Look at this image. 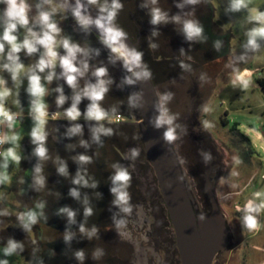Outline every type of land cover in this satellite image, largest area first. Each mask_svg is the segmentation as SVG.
<instances>
[{"label":"rangeland","instance_id":"rangeland-1","mask_svg":"<svg viewBox=\"0 0 264 264\" xmlns=\"http://www.w3.org/2000/svg\"><path fill=\"white\" fill-rule=\"evenodd\" d=\"M27 2L31 6V20L38 14L36 5L42 4V0ZM107 2L110 4L111 0ZM103 3L104 0H98L92 6L99 10ZM120 3L123 8L114 22L137 41L146 68L151 72L164 120L175 117L171 126L176 128L177 139L172 144L200 212H207L209 203L202 181L203 160L195 152L198 149L195 138H203L204 143L220 155L219 167L215 170L218 178L216 180L214 174L209 180L214 182V193L234 243L237 240L242 243L234 249L228 244L212 264H261L264 259V207L253 214L257 219L255 229H247L241 215L246 214V204L251 208L254 204L256 207L264 205V90L257 82V78L264 79V40L258 39L260 47L255 52L245 48L246 33L256 26L249 18L264 12V0H247L248 8L237 12L230 10V0H198L196 4H188L185 0H156L155 4L152 0H120ZM4 7L0 4V10ZM52 7L58 11L52 18L61 29L57 38H69L88 50L86 57L78 58L86 60L89 69L79 79L77 91L87 83H95L92 68L104 65L106 61L104 66L110 83L100 105L109 117L116 113L133 117L136 112L121 89L120 69L125 66L131 73L122 54L113 47L114 55L110 51L107 59L108 50L101 39L89 29H83L77 21L68 22V14L56 4ZM49 8L43 5V10ZM152 8H159L166 20L153 25ZM177 16L179 21L174 19ZM186 20L199 24L202 28L199 37L187 38L183 31ZM34 30L39 31V27ZM2 31L0 26V33ZM25 34L24 29H18V40ZM42 51L29 56L22 50L19 53L21 63L25 68L34 66ZM57 51L64 54L62 47ZM5 62V58H0V65ZM55 72L51 83L43 79L48 74L47 69L40 73L47 89L44 97L47 123L56 113H60L58 117L66 118L64 112L71 106L75 94L60 75L59 66ZM125 72L124 79L132 77L126 69ZM0 78L11 90L4 105L18 115L12 129L6 127L5 134L19 136L16 145L5 143L1 152L15 147L21 157L19 163L9 160L6 169L3 157H0V172L8 176L7 181L0 183V260H7L8 264H180L165 205L153 198L159 190L151 165L145 158L142 160L144 153L140 149L142 139L138 125L106 126L104 128L112 130L111 134L101 133L98 140L94 139L93 129L97 128L98 122L79 121L85 119L90 103L87 98H82L78 105L81 116L72 123V127L79 124L81 131L72 134L70 139V169L82 176L80 168L84 164L94 172L98 163H93V155L101 158L104 154L99 162L103 161L107 167L109 178L106 185L101 186L87 187L83 181L79 183L77 192L81 193V199L78 197L74 202L70 186L65 185L66 181L59 183L58 180L66 175L59 171L60 137L57 129L52 128L53 122L45 129L46 158L41 159L35 154L37 145L31 138L35 121L31 115L32 98L27 92L26 75L22 73L18 81H13L10 73L0 68ZM57 88H61L66 97L62 106L56 104L61 94ZM167 93L172 94L170 100L165 98ZM230 127H235L236 131ZM238 132L250 140L252 152L249 158L242 155ZM133 150L137 152L136 156L132 155ZM81 155L90 160L80 162ZM118 167L131 175V181L124 189L130 197L126 205L115 204L116 195L111 191L118 186L112 181ZM72 207L79 216L74 218L72 229L61 232L56 227L61 224L60 212L65 208L73 211ZM124 207H130L131 211L124 212ZM89 208L91 214L85 215V209ZM29 211L37 214V222L26 229L20 216ZM81 226L84 232L80 231ZM74 231L78 233H71ZM66 235H70V239L65 240ZM10 239L22 247L5 256L3 250ZM78 251H83V260L76 258Z\"/></svg>","mask_w":264,"mask_h":264},{"label":"clouds","instance_id":"clouds-1","mask_svg":"<svg viewBox=\"0 0 264 264\" xmlns=\"http://www.w3.org/2000/svg\"><path fill=\"white\" fill-rule=\"evenodd\" d=\"M98 0H87L88 5L96 4ZM188 4H196L198 0H185ZM155 4L156 0H152ZM0 4L5 7L0 10V26H2L3 31L0 33V58H5L6 62L0 65V68L7 71L11 75L13 81H18L21 74L26 75L28 80L27 92L32 98L31 100V115L35 121V127L31 131L32 142L37 145L35 148V154L41 159L46 158L47 149L44 146L46 141L47 133L45 131V125L47 123L48 111L47 105L44 102V97L47 94V89L42 83V77L40 73H44L48 70V74L43 77L44 80L51 83L56 76L55 69L57 66L60 67V75L63 77L67 85L72 88L75 92L72 98L71 106L65 110L64 116L71 120L76 121L80 116L81 112L78 108L79 103L82 98H87L90 103L87 106V110L84 114L85 119L95 120L97 122L103 121L108 117V113L101 107L100 101L104 99L105 94L108 92L109 80L105 79L108 74V70L105 67H97L92 75L95 77V83H87L83 89H78V81L80 78L84 77L89 69V65L86 60H80L79 57H86L88 55V50L82 48L79 44L73 43L69 38L58 39L61 29L58 27L57 23L53 20V16L58 12L56 8L52 7L54 0H42V4H37V15L34 18L29 17V12L31 6L28 4L27 0H0ZM79 6L80 10L75 11L73 16L75 17L77 23L83 29H89L90 26L94 25L98 30H102L103 39L102 43L110 49L112 53V48L118 46L126 51L132 53V60L139 62L136 67L139 70L137 75L134 77H125V82L129 85L134 84L136 81L141 79H146L151 77V72L147 70L146 66H142V53L137 52L135 49L129 48L124 40L127 36L121 28L114 26V21L119 10L123 8L120 0H111L109 4L107 0L99 7V15L93 19L90 15L88 20L82 22L78 18L85 14V4L81 0H76L75 3ZM43 5L50 6L49 10H43ZM178 7H183V5H178ZM247 0H230V10L233 12L240 11L242 9H247ZM175 20L179 21L180 17H174ZM166 20V16L161 12L159 8H152L151 10V23L153 25L159 24L160 22ZM250 23H255V27H252L247 35V44L245 48L253 52L257 51L260 47L258 44L259 40H264V12H258L254 17L249 18ZM31 25V26H30ZM39 27V31L34 30V28ZM18 29H24L25 35L22 40H18ZM183 31L189 40L199 37L202 32V28L196 21L186 20L183 23ZM7 45V53H5V47ZM63 48L64 54L60 55L57 51L58 48ZM155 47V45H152ZM43 50L40 57L34 66L25 68V65L21 63L19 53L23 50L27 55L31 56L40 50ZM113 54V53H112ZM114 55V54H113ZM243 59V57H241ZM120 60L123 61L122 58ZM124 66V63H123ZM183 67V65H181ZM126 71L128 69L124 66ZM131 74V73H130ZM131 77V78H130ZM5 80L0 78V124H7L9 129H12L14 122L16 121L17 114L12 113L5 108L4 101L6 97L11 95V90L5 87ZM57 92L61 94L56 100L57 106H62L65 103L66 97L63 95L62 89L57 88ZM166 99H171L172 94H165ZM132 99L137 102L136 106H140L139 102L142 101V93H133ZM60 113H56L52 116V119H56ZM175 117L172 116L168 121H163L161 115L158 116L154 121V126L160 128L164 125H168L167 129L163 133V138L168 143H172L177 139L176 128L172 127ZM81 131V126L79 124L72 127L69 132L70 134L79 133ZM111 129L104 128L101 124L99 127L93 129L94 139H99V134L110 135ZM19 140V136L15 133L12 135L0 134V145L5 143H11L16 145ZM83 144L84 142L81 141ZM133 156L137 155V152L133 150ZM0 157H3L4 164L3 167L6 169L8 167V161L19 163L21 157L17 154L15 147H9L6 151L0 152ZM80 162H88L90 158L85 155L79 156ZM205 159H210L206 156ZM61 173L66 174L64 167L59 169ZM36 172H40V168H36ZM8 180L6 173L0 172V183ZM85 184L87 181L83 180V177L79 175L74 183ZM113 184L118 185L113 187L111 191L116 195V200L114 201L117 205H126L130 199L129 194L124 189L127 188L129 182L131 181L130 173L124 168H117L115 175L112 178ZM38 183H43L42 180H38ZM73 196L77 195L76 191L73 190L71 193ZM43 207V205H39ZM264 205H259L256 208H251L250 204H246L244 211L245 215L243 217V223L245 227L249 230L255 229L257 227V219L254 215L248 214L249 212L259 211ZM124 212H130V207H124L122 209ZM62 211L67 212L69 218H71L74 213L69 211L67 208L62 209ZM91 209H85V215H90ZM201 220L204 216L199 217ZM22 221H25L24 227L30 229V226L37 222V214L33 211H29L26 214L20 216ZM83 226H81L80 231L84 232ZM95 232V229H93ZM91 235V233L89 234ZM70 239V235L65 236V240ZM22 246L15 242L14 240L8 241V246L4 248V255H12L16 252L18 248ZM76 258L83 260V251L76 252ZM0 264H8L7 260H0Z\"/></svg>","mask_w":264,"mask_h":264},{"label":"water","instance_id":"water-1","mask_svg":"<svg viewBox=\"0 0 264 264\" xmlns=\"http://www.w3.org/2000/svg\"><path fill=\"white\" fill-rule=\"evenodd\" d=\"M81 2L85 4L86 15L79 17V20L85 22L88 20L87 15L93 19L99 15V10L94 6L88 5L85 0ZM75 3L76 0H54V4L74 19L73 13L80 10ZM114 26L120 28L115 22ZM89 30L99 39H103L102 30H98L94 25L90 26ZM124 43L139 52L136 46L137 41H133L128 35ZM114 48L128 63L132 77L136 76L139 71L136 65L139 62L132 60L133 54L118 46ZM142 66H145L143 60ZM133 93H142L143 96L142 101L139 102L140 106H136L137 102L131 95L130 104L137 112L134 118L139 127L143 150L153 170L161 200L166 208L180 264H212L214 257L225 248L229 233L226 219L214 193V182L208 178L204 187L209 210L198 211L184 179L173 144L163 138V133L167 129L166 125L160 128L154 126L158 116L161 115V119L165 120L151 78L136 81ZM201 215L204 216L203 220L199 218Z\"/></svg>","mask_w":264,"mask_h":264},{"label":"flooded vegetation","instance_id":"flooded-vegetation-1","mask_svg":"<svg viewBox=\"0 0 264 264\" xmlns=\"http://www.w3.org/2000/svg\"><path fill=\"white\" fill-rule=\"evenodd\" d=\"M68 16H69V14H68ZM72 20L76 21L74 18L69 16L68 22H70ZM105 49L108 50V53H106V55H107V59H109L110 58L109 57L110 49H108L107 47H105ZM102 52L105 53V51H103V50H102ZM105 64H106V61L104 62V65ZM104 65H99L98 64L96 67L92 68V70H95L97 67H105ZM120 73H121L120 74L121 89L124 91V95L126 97H128L129 99H131L132 91L135 88V83L132 84V85H129V84H127L125 82L124 74L126 72H125V68L124 67L120 69ZM105 79H106V77H105ZM108 79H109V75L107 74V80ZM136 115H137V113L133 117H132V115H126L128 119L124 120V121H119V122L111 121L109 119L110 117L108 116L105 120L98 122L97 123V127H99L101 124L103 125V127L113 126V127H118V128L126 126V124L127 125L133 124V126H135V124H137V122L135 120H131V119H133ZM85 120H86V122L88 124H89V122L93 123L95 121V120H87V119L80 120L79 119V121H85ZM49 122H53L52 128H56L58 133H59V137H60L59 141H60V146H61L60 147L61 149H59V152L61 154V157H60L61 158L60 159L61 162H59V164H60V168L64 167L65 170H66V174H65L66 178H61L60 177L58 179L59 183H63V182L66 181L65 185H69V186L75 187V186L79 185L77 183H74V181L78 178V175H77V173L75 174L74 172H72V170L70 169L69 161H68V156L70 154V151H69V149H70V139L72 138V134H70L69 130L72 128V123L75 122V121H71V120H69L67 118H62V117H57L56 119L50 118L48 120V123H47L45 129L49 127ZM195 142H196V145H197L196 147L198 148V149L195 150V152L197 153V155H200L202 157V160H203L202 161V165L204 167V171H203V174H202V181H203V186L205 187V184L207 183L208 178H211V174L212 173H213V177H214L215 170H216V168L219 167L220 155L215 151V149H211V147L206 145L204 143V139L203 138L197 136L195 138ZM140 149L144 153L143 145H142V148H140ZM98 156L99 155H97V154L95 155V157L93 155V163H94V161L98 163L96 171L93 172L87 166H84V164H83L82 168H80L81 169L80 171L82 172L81 174H83L82 175L83 180L87 181L86 184L97 185V186L106 185V180H108V178H109V171H108L107 167L105 166V164L103 163V161L99 162V160L104 158V154L102 155L101 158L98 157ZM206 156L210 157V159L206 160L205 159ZM144 158H145V160H148L145 157V153L143 154L142 160ZM61 175H63V173H61ZM215 178L217 180L218 175L215 174ZM155 181H156V179H155ZM83 185H85L84 182H83ZM158 190H159V188H158ZM70 195H71V199L74 200V202H75V200H76L75 196H73L72 194H70ZM153 198L155 199V201L161 200L160 193L158 194V192H157V195L154 196ZM74 202H73V204H74ZM72 209H73V207H72ZM74 209H73V211L69 210V211L74 213V215L71 218H69L67 212H62V211L60 212L59 216L61 218V224L56 226L59 229V231L66 232V231H69L68 229H72L74 227V225H75V224H73L75 222L74 218L79 216L78 213H77L78 211H76V210L74 211ZM64 219H66V221H65V223H62V221ZM71 233H78V231H74V232H71ZM229 239L231 240L230 242H229ZM241 243H242L241 240H237L234 243L233 235L229 231L227 242H226V246L228 244H230L231 246L233 245L232 248L234 249V248H237ZM174 245H175V242H174ZM219 253H221V252H219ZM219 253L217 255H219ZM217 255L214 257V259L217 257Z\"/></svg>","mask_w":264,"mask_h":264},{"label":"trees","instance_id":"trees-1","mask_svg":"<svg viewBox=\"0 0 264 264\" xmlns=\"http://www.w3.org/2000/svg\"><path fill=\"white\" fill-rule=\"evenodd\" d=\"M129 34V33H128ZM130 35V34H129ZM131 37V36H130ZM131 39H132V37H131ZM137 46V49H138V51L139 52H141L140 51V48H139V45L137 44L136 45ZM142 60L144 61V58H143V56H142ZM144 63H145V61H144ZM145 65H146V63H145ZM146 67H147V65H146ZM148 69V68H147ZM151 79H152V77H151ZM257 82H258V84L261 86V88L264 90V79L263 78H257ZM135 110V109H134ZM135 112H136V110H135ZM137 113V112H136ZM230 129L232 130V131H236V128L235 127H230ZM239 133V135L241 136V140H239V143H238V145L241 147V152H242V155L244 156V157H246V158H249L250 157V154H251V152H252V147H251V144H250V140L248 139V137L246 136V135H244V133H241V132H238ZM139 134H140V132H139ZM141 136V135H140ZM142 139V138H141ZM142 145H143V142H142ZM79 185H77V186H75V187H72V186H70V190L72 191V189H75V191H76V193H77V195H75V199H77L78 200V197L80 198L81 197V193L80 194H78V187ZM84 186H87V187H92V186H97V185H89V184H85ZM71 191H70V194H71ZM78 191V192H77ZM81 191V190H80ZM81 199V198H80ZM42 231H44V229L42 230Z\"/></svg>","mask_w":264,"mask_h":264},{"label":"built area","instance_id":"built-area-1","mask_svg":"<svg viewBox=\"0 0 264 264\" xmlns=\"http://www.w3.org/2000/svg\"><path fill=\"white\" fill-rule=\"evenodd\" d=\"M6 108V107H5ZM6 109H8V108H6ZM9 111H11L10 109H8ZM12 112V111H11ZM12 113H14V112H12ZM16 114V113H15ZM18 117V115L16 116V118ZM111 121H113V122H119V121H124V120H127L128 118H127V116L126 115H123V114H121V113H116V114H112V115H110V118H109ZM6 127H7V124L5 123V124H0V134H5V132H6ZM3 146H4V144L3 145H0V152H1V150H2V148H3ZM254 204V203H253ZM255 204L253 205V208H255ZM256 213V211H253V212H249L248 214H251V215H253V214H255ZM245 215V214H244ZM244 215L242 214L241 215V218H242V220H243V217H244Z\"/></svg>","mask_w":264,"mask_h":264},{"label":"crops","instance_id":"crops-1","mask_svg":"<svg viewBox=\"0 0 264 264\" xmlns=\"http://www.w3.org/2000/svg\"><path fill=\"white\" fill-rule=\"evenodd\" d=\"M255 208H256V206H255ZM257 212V211H256ZM261 264H264V259H263V261H262V263Z\"/></svg>","mask_w":264,"mask_h":264}]
</instances>
